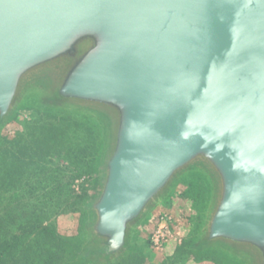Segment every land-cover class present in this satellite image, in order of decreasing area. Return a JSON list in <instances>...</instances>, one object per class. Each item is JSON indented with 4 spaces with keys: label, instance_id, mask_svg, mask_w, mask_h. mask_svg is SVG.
I'll list each match as a JSON object with an SVG mask.
<instances>
[{
    "label": "water",
    "instance_id": "obj_1",
    "mask_svg": "<svg viewBox=\"0 0 264 264\" xmlns=\"http://www.w3.org/2000/svg\"><path fill=\"white\" fill-rule=\"evenodd\" d=\"M28 91L106 124L98 263L199 165L214 183L200 246L264 264V0H0V125Z\"/></svg>",
    "mask_w": 264,
    "mask_h": 264
},
{
    "label": "rangeland",
    "instance_id": "obj_2",
    "mask_svg": "<svg viewBox=\"0 0 264 264\" xmlns=\"http://www.w3.org/2000/svg\"><path fill=\"white\" fill-rule=\"evenodd\" d=\"M106 142L100 117L54 106L44 91L26 92L0 125V239L15 243L7 264H101L87 252V224ZM213 195V179L203 167L180 173L110 264H251L223 246H200ZM159 225L164 237L156 246L151 237Z\"/></svg>",
    "mask_w": 264,
    "mask_h": 264
},
{
    "label": "trees",
    "instance_id": "obj_3",
    "mask_svg": "<svg viewBox=\"0 0 264 264\" xmlns=\"http://www.w3.org/2000/svg\"><path fill=\"white\" fill-rule=\"evenodd\" d=\"M41 230L45 232L50 231L45 226L41 227ZM14 244V241L11 238H7V236L0 239V264H7V257L12 253ZM135 261L137 262L138 260L136 259ZM132 264L135 263L133 262Z\"/></svg>",
    "mask_w": 264,
    "mask_h": 264
},
{
    "label": "built area",
    "instance_id": "obj_4",
    "mask_svg": "<svg viewBox=\"0 0 264 264\" xmlns=\"http://www.w3.org/2000/svg\"><path fill=\"white\" fill-rule=\"evenodd\" d=\"M164 237L163 225H159V227L153 232L151 240L154 245L158 246L161 240Z\"/></svg>",
    "mask_w": 264,
    "mask_h": 264
}]
</instances>
